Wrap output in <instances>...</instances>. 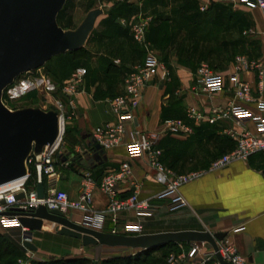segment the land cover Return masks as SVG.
<instances>
[{
    "label": "crops",
    "instance_id": "crops-1",
    "mask_svg": "<svg viewBox=\"0 0 264 264\" xmlns=\"http://www.w3.org/2000/svg\"><path fill=\"white\" fill-rule=\"evenodd\" d=\"M164 9L169 11V6ZM176 12L180 13V21ZM176 12L172 20L153 14V25L147 30V34L153 30V52L161 61L166 76L159 70L157 76L147 82L138 105L133 109L134 126L141 130H157L160 123L169 119L186 121L184 113L187 106H194L206 115L209 107H223L233 95L234 87L229 79L233 58L245 55L258 59L264 55L263 11L228 2H214L204 11L189 5L177 8ZM166 22L170 27L164 34L162 27ZM178 23L180 29L176 25ZM105 40L109 45L105 47L106 57L98 60L104 67H91L97 56L95 49L99 45L101 52ZM90 49L93 50L90 66L75 99L77 114L67 121L75 142L71 147L61 142L59 147V151L66 150L69 158L78 154L79 159L69 166L58 165V188L65 191L72 201L77 196L80 172L88 171L98 181L127 160L131 175L117 182L118 194L129 195L134 184L138 200L165 205L168 195L163 194V187L153 180V169L145 157H127L125 136L108 149L95 148L90 144L94 127L115 121L103 99L122 93L127 71L144 57L143 47L131 37L116 34L106 39L103 36L97 38L90 44ZM200 61L223 76L224 86L220 92L206 94L195 89V70ZM238 78L250 84L252 96L256 97L255 74L249 71L239 74ZM244 106L256 112L254 102L244 103ZM188 124L190 133H162L155 144L161 151L159 162L174 174L203 171L178 187L186 206L171 212L161 208L146 218L122 213L118 216V224L137 222L143 233L183 229L227 232L228 239L244 257L245 264H264V152L253 153L245 161L236 160L222 168L209 170L211 161L233 148L234 141L227 131H238L241 127L230 119L217 120L212 124L205 120ZM245 127L253 131L250 124ZM105 203L103 194L94 189L92 208L102 210ZM238 226L242 229L229 231ZM0 232L8 236L19 230L12 227ZM36 240L35 252L48 253L49 250L42 245L45 240ZM65 250L56 244L51 254L69 255ZM40 257L39 260L46 259L42 255Z\"/></svg>",
    "mask_w": 264,
    "mask_h": 264
},
{
    "label": "built area",
    "instance_id": "built-area-1",
    "mask_svg": "<svg viewBox=\"0 0 264 264\" xmlns=\"http://www.w3.org/2000/svg\"><path fill=\"white\" fill-rule=\"evenodd\" d=\"M198 9L204 11L214 2H234L248 9H258L264 12V0H198ZM147 18L136 15V20L128 24L132 39L145 48V54L140 63L135 64L126 74L123 80L122 93L108 100V109L114 115L113 123H106L93 128L91 138L101 149H108L118 144L125 136L124 149L128 158L145 157L147 164L153 169V180L160 184L162 193L168 195L165 205L137 199V186L129 195L120 197L117 190L119 180L129 178L130 166L127 160L119 163L114 172L104 174L96 181L88 171L80 172L78 192L74 200L70 201L65 191L58 188L59 171L58 165L69 166L74 164L72 157L59 151L60 140L64 132L66 105L75 107L74 98L80 91L85 69L76 67L70 76L62 82L60 93L66 100L56 97L53 101V109L58 119V136L49 146H44L40 152H31L26 159V174L19 179L5 183L0 187V229L8 230L16 227L19 230L20 244L22 234L26 231L19 225L15 216L3 214L12 207L27 211L29 207H35L42 203L48 210H58L65 213L69 208L82 214V224L101 230L105 220L111 223V233L141 232V225L137 222L124 221L118 224L120 214L132 213L137 218H146L153 215L161 208L167 211L186 206L185 200L178 192V187L197 177L203 171H191L185 174H174L164 168L159 162L161 151L156 147V142L162 133H190L188 122L207 121L209 124L217 120L230 119L235 125L241 127L238 131L228 130L227 133L233 139V148L210 162L207 169H219L236 160L245 161L249 155L256 152H264V55L258 59H250L245 55H236L232 60L229 79L233 84L232 99L223 107H209L208 113L203 114L194 106H187L182 119L165 120L158 125L157 130H141L134 126L133 109L138 105L143 89L147 82L155 78L160 71L163 76L166 73L157 55L147 48L145 41V30L148 24ZM124 24V20H121ZM255 74L254 91L256 97L252 96L251 86L244 79H239V74L245 72ZM195 89L206 94L220 92L224 86L223 76L211 69L204 61L198 63L196 70ZM254 102L256 112L245 108L244 103ZM46 110V109H43ZM250 124L253 131L245 125ZM57 153V156L55 154ZM34 175L35 182L31 187L25 185L28 175ZM41 182L43 196L36 197L35 184ZM94 189L100 191L105 197L106 203L102 210H94L91 206L92 192ZM22 193V197L14 199L16 193ZM242 226L229 229L231 232L241 230ZM227 233V232H226ZM220 240H215L219 256L228 264H245L246 261L240 255L235 245L228 239L227 234ZM32 238V237H31ZM179 244L178 251L169 252L164 264H219L215 258L212 247L203 241H188ZM22 245V244H21ZM23 247V246H22ZM24 249V256L28 257L30 250ZM91 264H99L94 259Z\"/></svg>",
    "mask_w": 264,
    "mask_h": 264
},
{
    "label": "water",
    "instance_id": "water-1",
    "mask_svg": "<svg viewBox=\"0 0 264 264\" xmlns=\"http://www.w3.org/2000/svg\"><path fill=\"white\" fill-rule=\"evenodd\" d=\"M64 1L0 0V185L22 178L26 174L28 155L53 144L58 136V119L54 110L39 107L10 109L1 100L3 89L18 75L42 66L52 56L83 46L96 17L102 14L100 8L91 9L76 28L62 29L56 23V15ZM90 144L101 149L92 138ZM35 192L37 198L43 196L41 182H36ZM13 197L19 199L22 193ZM3 214L15 216L26 230L21 244L30 251L36 250L31 242L32 233L48 223L52 233L78 239L82 246L147 249L162 247L169 242L203 241L212 247L219 264H228L219 256L215 243L225 236L223 231L183 229L111 233L73 222L58 210L46 209L42 203L29 207L27 211L12 207Z\"/></svg>",
    "mask_w": 264,
    "mask_h": 264
},
{
    "label": "rangeland",
    "instance_id": "rangeland-1",
    "mask_svg": "<svg viewBox=\"0 0 264 264\" xmlns=\"http://www.w3.org/2000/svg\"><path fill=\"white\" fill-rule=\"evenodd\" d=\"M198 2V0H65L62 10L56 18L60 25L63 27H68V29L76 28L89 10L94 8H100L102 10V14L97 16L95 19V27H93L89 33L87 38L88 40L84 44L83 49L76 56V60L73 59V55L66 53L51 58L46 66H40L34 70L26 71L18 75L13 79L10 85L4 89L3 94H1V100L3 104L5 103V105L10 109L23 107H39L46 110L48 108L53 109V101L56 99V97L66 100V97L64 99V96L60 95V83L65 81L76 67H82L86 70L89 68V62L93 52V50L90 49V44L93 43L94 40L102 36L106 39L116 34L125 37L128 36L130 38L131 35L128 28L129 26L128 24L126 25V23L133 22L136 20V15L140 14L141 18L149 19L144 37L146 43H148L147 48L153 52V30L152 33L149 32L147 34L148 27L153 25V14L158 15L159 18L168 17L171 19V17H174L173 15H175L177 8L188 5L198 6ZM228 3L243 6L234 2ZM166 6H169V11L164 9ZM176 13L179 14L180 21V13ZM114 20L117 22L116 26L112 22ZM121 20H124L125 23L122 24ZM167 23L168 22L164 23L162 27L164 34L168 33L169 31V25ZM176 25L179 27V29L181 28L180 23ZM106 41L107 40L103 42V50L101 49V52L99 45L98 49H95L97 56L95 62L91 63V67L99 68L102 66V63L98 62V60L100 58L106 57L105 55L107 52L105 47L109 46ZM141 46L143 47L145 54V48L143 45ZM131 68L127 71V73L131 70ZM84 77L85 75L82 79V85L80 86L81 88L83 86ZM113 97L114 95L103 99L104 103L108 105V100ZM75 99L76 97L74 98V108H70L67 105L65 107L66 115L70 114L69 119H73L75 114H77ZM69 119H65L64 132L61 137L60 144L61 142H64L66 146L71 147L74 139L71 137V135H69V133L65 134V127L68 129L67 121ZM65 151L66 150L60 152L65 154ZM55 156H57V153ZM26 187L29 188L31 185H26ZM63 215L73 222L82 224V214L78 211L69 208ZM143 232L144 230L141 228L140 233ZM8 237L22 248V254L15 258L16 264H31L35 260H39L41 255L43 258L55 256L51 253L52 248H54V246L56 247V244L66 248L67 250L65 251H67L66 253H69L70 256H83L87 258L89 261L88 264L92 263L94 259L100 262L102 259L113 257L115 255L131 254L134 250H136L126 247H106L100 245L82 246L78 239L52 233L49 229V225H45L41 230L34 231L32 233L31 242L35 244L37 242V238H43L45 241L42 242V245L47 248L49 252L43 254L42 252L31 251L28 253L29 256L26 257L23 253L24 249L20 244L19 233H12V235H8ZM172 251L178 250H170L169 252Z\"/></svg>",
    "mask_w": 264,
    "mask_h": 264
},
{
    "label": "trees",
    "instance_id": "trees-1",
    "mask_svg": "<svg viewBox=\"0 0 264 264\" xmlns=\"http://www.w3.org/2000/svg\"><path fill=\"white\" fill-rule=\"evenodd\" d=\"M62 8H63V6H62ZM62 8L58 11L57 15L60 13ZM57 15H56V17H57ZM112 22L116 26L117 22H115V20ZM56 23L62 29H68V27H63L62 25H60L57 21V18H56ZM87 40L88 39H86L85 43L87 42ZM84 44H83V46H84ZM83 46H81L75 50L65 51V52L60 53L58 55L52 56L51 58L68 53L70 55H73V59L76 60L77 59L76 56L83 49ZM50 59L47 60L42 66H46L47 63L50 61ZM85 71H86L85 72V74H86L87 70L85 69ZM61 84L62 83H60V85ZM60 85H59V88H60ZM4 89H3V91H4ZM3 91H2V94H3ZM60 95H61V93H60ZM60 95H58V96H60ZM48 109H51V108H48ZM66 133H69V135H70L69 129L65 128V134ZM69 152L71 153V151H69ZM65 154H67V153H65ZM78 157H79V155L75 154V155H73L72 159L74 161H76L79 159ZM95 180L97 181V179H95ZM34 182H35L34 175L32 173H30L26 179L25 185L30 186ZM120 197H124V196H120ZM110 228H111L110 221L105 220V223L102 226L101 230L109 232ZM125 234H132V233H125ZM178 243L185 244L184 242H169V243H166L165 245H163L162 247L147 248V249H136L131 254L115 255L113 257H108V258L102 259L99 262V264H163L164 259H165L166 255L169 253V251L178 249ZM20 254H22V248L19 247L13 240H11L6 234L0 232V264H16L15 258L17 256H20ZM88 263H89V261L87 260V258H85L83 256L63 255V256H51V257H48V258L43 259V260H35L31 264H88Z\"/></svg>",
    "mask_w": 264,
    "mask_h": 264
},
{
    "label": "bare ground",
    "instance_id": "bare-ground-1",
    "mask_svg": "<svg viewBox=\"0 0 264 264\" xmlns=\"http://www.w3.org/2000/svg\"><path fill=\"white\" fill-rule=\"evenodd\" d=\"M2 185H3V184H2ZM0 187H1V185H0ZM45 225H49V224H48V223H44V224H43V227H44Z\"/></svg>",
    "mask_w": 264,
    "mask_h": 264
}]
</instances>
